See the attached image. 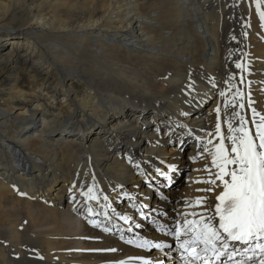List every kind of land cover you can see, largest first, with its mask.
<instances>
[{
  "label": "bare ground",
  "instance_id": "obj_1",
  "mask_svg": "<svg viewBox=\"0 0 264 264\" xmlns=\"http://www.w3.org/2000/svg\"><path fill=\"white\" fill-rule=\"evenodd\" d=\"M17 11L26 33L18 43L0 36V88L7 96L0 95L19 99L0 109V264H144L139 258L176 264L174 243L151 254L137 243L175 241L167 229L182 224L184 213L204 211L197 197L216 203L220 188L202 192L210 185L197 182L214 178L205 165L216 171L208 153L197 158L208 139L218 142L216 108L225 134L232 111L246 116L253 132L251 109L264 115V20L256 0L0 3V19ZM17 63L21 72L11 77ZM61 95L65 111L52 102ZM226 100L236 108L225 109ZM118 104L129 117L120 116ZM190 106L199 110L189 113ZM61 129L77 133L56 136ZM125 136L139 147L116 149ZM186 136L191 144L179 148ZM185 166L193 173L173 189ZM88 187L98 201L81 194Z\"/></svg>",
  "mask_w": 264,
  "mask_h": 264
},
{
  "label": "snow or ice",
  "instance_id": "obj_2",
  "mask_svg": "<svg viewBox=\"0 0 264 264\" xmlns=\"http://www.w3.org/2000/svg\"><path fill=\"white\" fill-rule=\"evenodd\" d=\"M261 3L262 0H256L260 18L264 20V10H260ZM236 67L242 68V64L237 63ZM233 87L235 85L229 84L230 89ZM220 95L224 97L226 93L221 91ZM235 95L243 96V93L237 90ZM229 104L233 109L237 106L226 100L225 109ZM244 107L243 103L239 104L240 109ZM215 111L217 113L215 136L218 142L214 143L213 139H208L204 143L201 156L203 153H208L211 156V166L216 171L211 173L208 165H205L204 170L214 178L197 182L210 185L206 189H199L202 192H213L220 188L219 193L214 197L216 203H208L207 196L197 197L195 205L204 208V211L199 214L184 213L181 216L183 223L176 221L174 227L167 229L166 234L172 236L181 249L183 264H264V115L258 113L255 108L251 109V123L255 127L253 132L246 116L232 111L226 120L227 134H225L221 130L220 107ZM256 117L259 119L257 120ZM207 135L212 137L213 133ZM225 141L228 143L226 144ZM81 194L87 200H99L92 187H88L87 191L82 190ZM104 199L108 198L105 196ZM87 210L89 213L97 214L91 207ZM104 215L106 219H111L107 211ZM117 215L125 221L130 219L126 215L119 213ZM189 215L199 218L188 219ZM92 223L97 227L100 226L95 221ZM104 231L108 232L111 229L106 227ZM128 243L131 244L133 241L129 240ZM137 247L151 249L172 246L142 239L137 243ZM110 251L114 252L117 249ZM120 264L126 262L121 261ZM144 264H151V261L145 260Z\"/></svg>",
  "mask_w": 264,
  "mask_h": 264
},
{
  "label": "rangeland",
  "instance_id": "obj_3",
  "mask_svg": "<svg viewBox=\"0 0 264 264\" xmlns=\"http://www.w3.org/2000/svg\"><path fill=\"white\" fill-rule=\"evenodd\" d=\"M2 2H5V0H0V3H2ZM23 16H24V13L23 12H19V11H17L16 13H10L9 15H8V17L6 18V19H0V36H1V39H3V40H5V39H7V37H9V36H11L12 37V40L13 41H15V42H19V39H20V36L21 35H23L24 33H26V27H25V25H26V23H25V21L23 20ZM2 28H4V30L5 31H1V29ZM8 41H10V40H8ZM34 59H31V60H29V61H27V63L28 64H32V61H33ZM8 66L6 67V69H5V72L3 73V75L1 76V78L3 77V80H4V82L2 83V85H5L8 81H9V78H7L8 77V73L6 72L7 70L9 71V68H10V66H12V65H10V63L9 64H7ZM23 68V67H22ZM40 68H42V67H40ZM14 70L12 71V69H10L11 70V77H12V73H14V71H15V73L16 72H21V67H20V65H19V63H17V64H15L14 65V68H13ZM26 69V72H28V71H30L29 70V68L28 67H26L25 68ZM31 71H33L34 73H33V75H35L36 73H37V71L36 70H31ZM50 82L51 81H48V83L46 84V85H51L50 84ZM40 83V80H38L37 81V84H39ZM70 83H73L74 84V87L75 88H78L79 87V83H77V82H73L72 80H70L69 82H68V84H70ZM50 89L51 88H48V89H41L40 87H35V90H38V92H46V91H50ZM2 93H5V95L7 96V93L4 91L3 92V89H1L0 88V94H2ZM18 94H15L14 95V99H10L11 101L9 102V101H4V100H2V96L0 95V102H3V104H2V106H1V108L0 109H4V108H7L8 107V105H10L11 104V102H13L14 100H19L18 98ZM64 98V96H57L56 97V99H54L52 102H53V104L56 106V108H60V109H62L63 111H65L66 110V106L64 107L63 105H64V103H62V101L64 100L63 99ZM130 98V97H129ZM130 101H132L133 99H129ZM49 102L51 101L50 99L48 100ZM212 101H209L208 103H207V105L209 104V103H211ZM210 105V104H209ZM209 105L206 107V109L209 107ZM119 107V108H118ZM118 109H119V111H120V109L122 110V107L120 106V104H118ZM121 107V108H120ZM151 108V106H148L147 107V109H150ZM126 109H131V108H129V107H127ZM202 109V108H201ZM205 109V110H206ZM120 116H123V118H127V117H129V115H128V112L126 111V110H122L121 111V114H120ZM148 117H149V120H148ZM147 120H148V123H147V125H152L151 123V121H150V116H148L147 115ZM28 123V122H27ZM29 124H25L24 125V127H27ZM31 128H30V126H29V128H27V130H30ZM0 131H1V129H0ZM163 131V130H162ZM77 132L76 131H74V129H61V130H57L56 132H55V135L56 136H60V135H63L64 137H66L67 139L68 138H70V137H74V135L76 134ZM92 134V136H94L95 135V132H90V135ZM129 140H131V136H125V137H122L121 139H120V141L117 143V145H116V149H119V148H124V149H126L127 150V152H130L132 149L130 148V143H129ZM186 143L187 142H183L182 143V147H184L185 145H186ZM126 146H128V147H126ZM139 147V146H138ZM137 147V148H138ZM184 149V148H183ZM136 150V149H135ZM198 152H200V154H201V150L200 151H198ZM52 155V154H51ZM193 172H192V168H190L189 166H185V167H183V168H181L178 172H177V174L174 176L175 177V184L173 185V189H180V188H182V186L185 184V181H186V179H188V177L190 176V174H192ZM188 175V176H187ZM173 180V179H172ZM54 180H51V181H49V183L47 184V186L45 187V189L46 188H50V186H51V183L53 182ZM47 182V181H46ZM45 182V183H46ZM168 195H170V194H168ZM51 198H53L54 197V194L52 195L51 194ZM47 199H51L50 198V195H48V196H45ZM170 199H173L172 197H169V201H174V199L173 200H170Z\"/></svg>",
  "mask_w": 264,
  "mask_h": 264
}]
</instances>
